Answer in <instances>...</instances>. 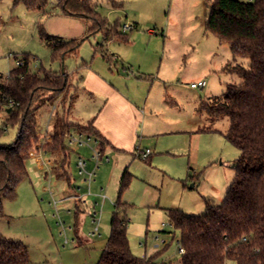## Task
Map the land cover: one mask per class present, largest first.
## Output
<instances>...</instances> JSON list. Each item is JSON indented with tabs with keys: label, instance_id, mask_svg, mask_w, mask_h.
<instances>
[{
	"label": "rangeland",
	"instance_id": "rangeland-1",
	"mask_svg": "<svg viewBox=\"0 0 264 264\" xmlns=\"http://www.w3.org/2000/svg\"><path fill=\"white\" fill-rule=\"evenodd\" d=\"M91 3L110 25H117L120 30L127 24L134 26L125 31L127 41L114 38L108 49L104 36L91 31L88 19L64 14L60 0H48L45 11L30 10L18 0L1 1L0 78H6L17 67V57L25 54L31 56V69L35 72L73 70L76 75L64 95L75 96L74 101H79L83 109L88 101L77 99L78 90L72 83L77 85L81 74L84 75V62L101 66L110 78L112 73L121 77L117 81L120 87L125 89L128 84L135 97L141 99V108L149 95L146 108L149 116L138 145L142 151L150 149L151 154L144 159L135 153L120 152L116 156L109 153L111 162L100 164L96 182L88 192V186L77 173L76 162L78 155L90 159L92 149L68 144L69 172L80 187L76 195L81 201L62 200L61 191L68 189V184L60 183L56 177L53 191L59 201L57 207L48 190L44 168L33 152L26 162L28 175L18 186L16 198L2 203L0 236L23 242L28 247L31 264H96L107 246L117 210L120 178L128 168L133 178L121 196L120 214L129 220L132 252L140 257L163 252L162 259L177 260L181 256L180 235L170 222L168 209L203 215L208 213L209 205H221L235 178L240 154L226 137L229 115L211 119L203 103L222 96L229 84L244 82L227 66L249 69L250 62L234 57L229 45L208 31L207 0H92ZM43 31L83 41L78 55L66 57L63 63L54 60L52 50L42 38ZM101 44L105 53L109 50L119 60H113L111 65L104 62ZM114 76L116 80L118 77ZM203 80L207 82L204 88L191 87ZM53 108L54 104L48 103L38 112L39 133L46 132ZM4 121V114L0 113V125ZM18 131V125H7L0 144L12 145ZM71 134L79 138L75 131ZM83 140L87 141L86 137ZM89 144L98 147L94 140ZM49 160L46 156L51 171L53 168L57 171L58 163ZM58 172L62 175L60 169ZM97 182H103L102 190L96 186ZM94 212L98 214L96 222Z\"/></svg>",
	"mask_w": 264,
	"mask_h": 264
},
{
	"label": "trees",
	"instance_id": "trees-1",
	"mask_svg": "<svg viewBox=\"0 0 264 264\" xmlns=\"http://www.w3.org/2000/svg\"><path fill=\"white\" fill-rule=\"evenodd\" d=\"M18 1L24 2L30 10L45 11L48 5V0ZM91 2L60 0V5L64 14L88 19L91 31L100 32L105 42L114 38L127 41L123 27L120 30L117 25H110ZM207 2L210 10L206 24L208 31L227 43L234 57L250 62L249 69L241 65L227 66L228 71L238 73L244 82L229 84L222 96L203 103L211 119L229 115L226 137L240 151L235 164V178L224 202L209 205L207 214L187 215L179 209H168L170 222L179 231L178 242L184 253L177 260H164L163 252L144 257L132 252L129 220L120 214L121 196L133 178L125 170L107 246L97 264H227L228 261L264 264V0ZM41 35L52 50L54 60L62 63L68 56H77L83 42L44 31ZM17 60V67L6 78H0V113L5 117L4 124L0 125V138L7 125L19 126L17 140L12 145L0 144V209L4 200L16 198L18 186L28 175L26 162L37 142V115L48 103H58L54 143L48 149L62 156L57 170L62 171L61 178L71 191L76 193L79 188L69 172L71 131L95 139L102 159L108 145L93 122L82 127L68 120L75 96L64 95L70 79L63 71L44 69L35 72L31 69L29 54L17 57ZM138 150L141 149L138 147L136 152ZM0 264H31L28 247L19 240L0 236Z\"/></svg>",
	"mask_w": 264,
	"mask_h": 264
},
{
	"label": "crops",
	"instance_id": "crops-1",
	"mask_svg": "<svg viewBox=\"0 0 264 264\" xmlns=\"http://www.w3.org/2000/svg\"><path fill=\"white\" fill-rule=\"evenodd\" d=\"M72 39H76V38H72ZM109 42H106L107 43L106 46H108V49L110 44ZM101 45H102L101 46L102 50H100V56L103 58L104 62H108L111 65L113 60L116 59V62L119 60V56L117 54L109 50H108L109 53H105L104 45L103 44ZM107 56H112V58ZM83 67H85L84 75L81 74L80 78L78 79L79 83H77V85L73 83L72 85L74 86L75 89L78 90L76 93L77 99L80 101L82 100V102L85 101L88 102L86 103L87 104L86 107L81 109V107L79 106V101L76 103V101H74L75 100L74 98L68 112V116H67L68 120L71 123L80 125L82 127H85L89 123L93 122L94 127H96V129L101 133V135L105 138L106 143L108 144L105 149V158L108 157L110 161L107 162V160L104 159L102 160V162L104 163L111 162V158L108 155L109 153H111L114 156L118 155V153L120 152L131 153V154L135 153L138 156L136 149L139 147L138 144L142 139V137L144 136V130L146 128L145 119L147 116H149L147 114L148 110L146 109L148 105L149 95L144 100V107L141 108V106L139 105L141 99H137L135 97V95L131 92L128 84L125 89L120 87V84L117 81H119L121 77L119 78V76H114V73H112L110 74L111 75L110 78L105 73L104 69H101L102 68L101 66L99 67L100 68L99 69L97 67L92 66L91 64H88L87 62H84ZM65 73L67 76H69L70 80H73L76 75V72L73 70L67 71ZM112 76L118 78L114 80ZM90 100L92 102H90ZM74 117H76L77 119H74ZM57 119H58V115H57ZM57 119L55 121V126H52L54 134L57 126ZM39 127L40 125L38 124V128ZM93 140L95 141V139H92V141ZM147 149L148 148H146L143 151H146ZM49 152H50L48 155L50 159L49 162L50 163L53 162L56 164L58 163V165L60 166L62 162V156L51 153V151ZM92 155H93V151H92ZM80 156L81 155H78V158ZM55 157H58L57 162L55 160ZM88 160L91 162L89 166H92L89 167V169H93L94 161H92L91 158ZM121 169H120V173H122L123 171ZM125 170H128V168H126ZM52 174L55 177L59 178L58 181L60 183L66 182L63 178H61L62 175L58 172V170L56 171L53 168ZM96 178H97V170H96V177L94 182H96ZM121 178H120V183H121ZM97 184L98 185L96 186L97 187L101 186V190H102L103 186L101 184H103V182H100V184L97 182ZM78 189H80V187ZM61 193L63 196L62 200L74 199L75 202L77 201V199H75L74 197L76 193L71 191L69 188L67 189L65 187V189L63 190V192L61 191ZM83 203L85 202L83 201ZM84 220L86 222L87 218H85ZM93 220H94V216H93Z\"/></svg>",
	"mask_w": 264,
	"mask_h": 264
},
{
	"label": "built area",
	"instance_id": "built-area-1",
	"mask_svg": "<svg viewBox=\"0 0 264 264\" xmlns=\"http://www.w3.org/2000/svg\"><path fill=\"white\" fill-rule=\"evenodd\" d=\"M252 1V0H249ZM134 28L133 25H124L123 26V30L124 31H129L132 30ZM207 85V82L205 80L200 81L198 83H192L191 87L193 89H198V88H204ZM57 105L54 104V108H53V112L50 115V118L48 120L47 126H46V132L41 134L39 133V131H37V142L35 143V147H34V151L36 154L37 159L40 161V167L44 168V174H45V178L47 179V183H48V190L50 191V193L52 194V197L54 198V204L58 207V202L57 200H55L56 195L54 194V180H55V176L52 174L51 169L49 168L48 163L45 161V157L49 155V147L50 145H52L53 143V137H54V132H50V129L52 126H55V121L57 119ZM40 128V127H39ZM38 128V130H39ZM83 136L82 134H79V138H76L74 135H71L70 137V144H78L80 146H89L91 147L92 151H93V155L91 157V160L94 161V168L93 169H89V160L84 158V157H79L76 163V168H77V173L80 177L83 178V182L85 183V185L88 186V192H90L91 190V185L92 183L95 181V177H96V170L99 169L100 164L102 162V160H107V162L110 161V159L108 157H104L102 159L101 157V153L98 147H92L89 144V141L92 140L93 138L86 137L87 141L83 140ZM95 144L98 146V142L95 140ZM151 150L147 149L146 151H142V150H138L137 154L142 156L143 158H146L150 155ZM75 199H81L80 196L75 195L74 196ZM105 198V196H104ZM98 214L94 213V221L96 222V216ZM62 224V223H61ZM98 230V228L96 229V231ZM93 234H95V232H93ZM179 252L180 254L184 253V249L180 246L179 248Z\"/></svg>",
	"mask_w": 264,
	"mask_h": 264
},
{
	"label": "water",
	"instance_id": "water-1",
	"mask_svg": "<svg viewBox=\"0 0 264 264\" xmlns=\"http://www.w3.org/2000/svg\"><path fill=\"white\" fill-rule=\"evenodd\" d=\"M62 71H63V74L66 75V73L64 72V69H62Z\"/></svg>",
	"mask_w": 264,
	"mask_h": 264
}]
</instances>
